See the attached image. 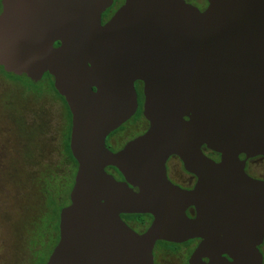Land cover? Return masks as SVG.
Masks as SVG:
<instances>
[{"label": "water", "instance_id": "water-1", "mask_svg": "<svg viewBox=\"0 0 264 264\" xmlns=\"http://www.w3.org/2000/svg\"><path fill=\"white\" fill-rule=\"evenodd\" d=\"M113 1L2 0L0 65L49 73L72 115L77 171L46 264H155L157 242L193 239L190 264H263L264 179L246 163L264 156V0H126L103 23ZM136 81L149 128L114 151ZM172 156L193 188L169 179ZM121 214L153 220L138 232Z\"/></svg>", "mask_w": 264, "mask_h": 264}, {"label": "rangeland", "instance_id": "rangeland-1", "mask_svg": "<svg viewBox=\"0 0 264 264\" xmlns=\"http://www.w3.org/2000/svg\"><path fill=\"white\" fill-rule=\"evenodd\" d=\"M7 72L0 65V264H42L39 258L54 250L77 171L66 141L72 115L50 76L36 82ZM134 119L108 135L113 150L141 134L143 117ZM168 165L173 183L189 177L179 159ZM248 169L264 176V156L249 160ZM157 255V264H186L189 251L181 246Z\"/></svg>", "mask_w": 264, "mask_h": 264}, {"label": "flooded vegetation", "instance_id": "flooded-vegetation-1", "mask_svg": "<svg viewBox=\"0 0 264 264\" xmlns=\"http://www.w3.org/2000/svg\"><path fill=\"white\" fill-rule=\"evenodd\" d=\"M125 1L126 0H114L113 1V4L103 13V18H102V22L103 23H106L113 15H114V13L125 3ZM187 3H189V4H191V5H193V6H195V7H197L198 9H200V10H205L206 8H207V6H208V4H209V2H208V0H185ZM3 11V4H2V0H0V13ZM7 73H9V72H7ZM48 74L49 73H46L44 76H43V78L42 79H44L45 77H47L48 76ZM13 75H14V73H13ZM14 76H19V75H14ZM53 85H54V82H53ZM135 87H136V90H137V93H138V98H139V108H138V111L136 112V114L134 115V117H132V119H134L133 121H139L140 120V116H142L143 117V122L141 123V127L143 128V131L141 132V134L142 133H144L148 128H149V121L146 119V117L144 116V114H143V104H144V84L141 82V81H136V83H135ZM54 88H55V86H54ZM57 91V90H56ZM58 92V91H57ZM66 101V100H65ZM139 122H141V120L139 121ZM68 136H69V138L67 137V143L69 144V147H70V136H71V130H70V132H69V134H68ZM107 146L110 148V149H112L111 147H113V145L111 144V143H108V141H107ZM113 150V149H112ZM120 150V149H119ZM115 151V150H114ZM117 151V150H116ZM207 153L208 154H210V156H212L213 158H215L216 160H219V158H220V156L218 157V156H214L213 155V153L214 152H212V151H207ZM245 156L244 155H242V158H244ZM256 157H261V156H256ZM256 157H254V158H256ZM174 159V158H177V159H179L180 160V158L179 157H177V156H172V157H170L169 159H168V161H167V174H168V177H169V179L170 178H172L171 176H170V173H169V162H170V160L171 159ZM251 159H253V158H250V159H248L247 160V163H246V172L250 175V176H252V177H254V178H257V179H264V176H256V175H254V174H252V173H250L249 172V169H248V162H249V160H251ZM181 161V160H180ZM182 162V161H181ZM182 165H183V163H182ZM184 167V166H183ZM185 169V168H184ZM107 170L109 171V172H111V173H113L115 176H116V178L117 179H119V180H124V178H123V176H122V174H120L115 168H113V167H108L107 168ZM186 171V170H185ZM186 173L189 175V177H182V181L181 182H178V181H175L174 182V184H176V185H179L180 187H182V188H184V189H191V188H193L194 186H195V184H196V181H197V179H196V177L193 175V174H191V173H189L188 171H186ZM171 180V179H170ZM173 180V179H172ZM171 180V181H172ZM173 182V181H172ZM194 209L193 208H191V209H189L188 210V212H190V211H193ZM145 215V219H144V221L142 222L141 220H138V227H133V226H131L130 225V223H129V221H130V219L128 220L127 218H126V214H121V218L128 224V225H130L133 229H135L136 231H138V232H142V231H144L145 229H147L148 228V226L151 224V222H152V220H153V217H152V215L151 214H144ZM59 239H60V231H59V235H58V237H57V241L55 242V244H54V246H53V248H52V250L55 248V246H56V244L59 242ZM194 241L192 242V243H190V244H188L189 243V241H192V240H189V241H187V242H184V243H171V242H168L169 244H164V243H160V244H158V242H157V244H156V246H155V248H154V251H153V253H154V262H155V264H157L156 263V257L158 256L157 254L159 253V252H161V251H163V249H165V248H170V249H177V248H179V247H181V246H187L188 247V251H189V255H188V258H187V262H186V264H190L189 263V259H190V256H191V254H192V252L194 251V249L197 247V245L200 243V239H193ZM259 248H260V250H261V252L263 253V259H264V242H262L260 245H259ZM51 250V251H52ZM158 251V252H157ZM51 253V252H50ZM50 253H49V256H50ZM49 256L47 257V259H41V258H39V262H41L42 264H45L46 262H47V260H48V258H49ZM38 258V257H37Z\"/></svg>", "mask_w": 264, "mask_h": 264}, {"label": "trees", "instance_id": "trees-1", "mask_svg": "<svg viewBox=\"0 0 264 264\" xmlns=\"http://www.w3.org/2000/svg\"><path fill=\"white\" fill-rule=\"evenodd\" d=\"M60 43L59 42H57L56 43V45H59ZM48 76H50L51 78H53L50 74H48ZM54 87V86H53ZM54 90H55V92L64 100V102H65V104H66V106H67V110H68V113H69V117H71V112H70V109H69V106H68V104H67V102L65 101V98L63 97V96H61L57 91H56V89L54 88ZM68 138H69V136H68ZM67 150H68V153H69V155L72 157V159L77 163V161L75 160V158L73 157V155H72V152H71V149H70V147H69V144H67ZM207 151H209V150H207ZM210 155V154H209ZM213 155L216 157V156H220L219 154H217V153H213ZM126 218L129 220H135V221H138V220H141L142 222L144 221V219H145V215L144 214H126ZM194 240H192V241H189V243L188 244H190V243H192ZM160 243H164V244H169L167 241H159L158 242V244H160Z\"/></svg>", "mask_w": 264, "mask_h": 264}]
</instances>
